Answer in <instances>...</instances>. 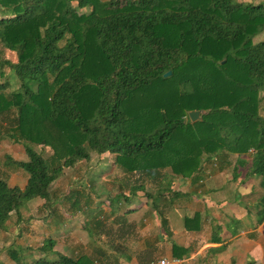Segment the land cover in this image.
<instances>
[{
    "label": "trees",
    "instance_id": "obj_1",
    "mask_svg": "<svg viewBox=\"0 0 264 264\" xmlns=\"http://www.w3.org/2000/svg\"><path fill=\"white\" fill-rule=\"evenodd\" d=\"M0 45L16 54H0V140L27 157L6 155L26 184L0 175V232L30 200L51 204L63 169L92 152L112 157L127 189L109 213L99 202L84 213L87 250L68 254L45 237L26 260L11 241L1 247L11 263L0 264H122L131 253L150 264L137 251L142 223L126 220L133 208L119 199L142 193L155 206L175 193L168 177L193 178L218 157H235L264 192V0H0ZM191 110H202L195 121ZM259 205L262 221L264 193ZM76 213L64 210L62 223ZM186 253L172 242L174 256Z\"/></svg>",
    "mask_w": 264,
    "mask_h": 264
},
{
    "label": "crops",
    "instance_id": "obj_2",
    "mask_svg": "<svg viewBox=\"0 0 264 264\" xmlns=\"http://www.w3.org/2000/svg\"><path fill=\"white\" fill-rule=\"evenodd\" d=\"M213 161L205 162L202 172L193 178L175 177V182L171 177L169 182L175 193L162 196L155 206L147 198L140 201L139 193L131 197L129 207L136 203L129 215L136 221L142 219L140 230L149 226L148 235H140L139 251H146L147 239L152 238L154 249L159 252V258L152 261L174 256V242L187 250L186 255L178 256L181 264H264V219L258 220L259 199L264 193L259 186L260 177H246L243 166L235 170L233 156ZM194 215L197 217L185 224V218ZM149 219H154V234ZM136 254L131 253L130 258L123 255L122 264H141Z\"/></svg>",
    "mask_w": 264,
    "mask_h": 264
},
{
    "label": "rangeland",
    "instance_id": "obj_3",
    "mask_svg": "<svg viewBox=\"0 0 264 264\" xmlns=\"http://www.w3.org/2000/svg\"><path fill=\"white\" fill-rule=\"evenodd\" d=\"M242 1H252L257 3L259 0ZM0 54L6 56L11 61H16L15 52L3 49L1 45ZM13 79L14 78H12V89L16 88L19 84L16 79ZM32 146L37 151L41 150L40 145L32 144ZM42 154L44 156H49L51 150L44 147ZM6 155H11L16 159L26 160L27 157L24 154L22 144L13 143L8 139L0 140V175L7 179L9 185L16 183L23 187L25 185L24 183H26L25 172L19 169H14L12 166L5 164ZM168 178L170 179L171 177ZM121 179H125L124 174L114 163L112 157L106 154H102L100 159L96 152H92L89 160L78 161L71 167H65L62 175L51 185V204H44V199L41 198L30 200L27 206L21 209V215L24 219L18 224L15 223L17 214L14 212L11 213L9 220L6 223V230L0 232V259L5 262L9 260L11 263L8 254H6L1 247L6 246L9 242L13 241L18 244L19 248H23V254H25L26 260H30L32 254L37 253L35 247L40 246L45 237L55 239V248L59 251L63 250L68 254H78L80 251L87 250L89 248L88 235L81 227V222L84 219L83 215L85 212L90 211V208H92L91 210H96L98 208V202L100 208H102V215L109 213L112 208L110 199H113L112 197H115L119 190L127 193V189L121 190L122 186H120V184L118 187L117 180ZM174 180L177 182V179L174 178ZM227 185L231 186L232 184L227 183ZM257 188H259L258 184ZM253 189L255 190V186ZM139 194H141L140 201L145 200V195L142 193ZM69 196L72 198L71 200H78V203L73 207L70 205V200L67 199ZM139 198L140 197L137 199ZM119 200V205L122 208L130 206L127 201H124V197H121ZM114 201H116V199ZM133 204L131 205L132 208L135 206ZM77 209H80L82 213H76L71 221L67 220L65 223H62V212H64V210L74 212ZM63 218L68 219L69 217L65 215ZM161 218L163 223L164 219L162 216ZM126 220L134 221L135 223L137 222V224L140 222L142 223V219L136 221V218H133L131 215H128ZM151 223V230H153L152 234H154V219L151 220ZM147 225H149V223ZM147 227L149 226H144L141 230V227L139 229L137 228L141 237L148 235L146 233L148 232ZM142 231L145 232V235H142ZM82 245L86 246V248L82 249ZM139 245L140 242L137 245V251H139ZM148 253L149 255L152 254L154 258H159V252L158 250L156 252L154 247L148 248L146 253L141 255V258L144 259V256L146 257Z\"/></svg>",
    "mask_w": 264,
    "mask_h": 264
},
{
    "label": "built area",
    "instance_id": "obj_4",
    "mask_svg": "<svg viewBox=\"0 0 264 264\" xmlns=\"http://www.w3.org/2000/svg\"><path fill=\"white\" fill-rule=\"evenodd\" d=\"M182 258L177 256L162 257L156 261L150 262V264H181Z\"/></svg>",
    "mask_w": 264,
    "mask_h": 264
},
{
    "label": "water",
    "instance_id": "obj_5",
    "mask_svg": "<svg viewBox=\"0 0 264 264\" xmlns=\"http://www.w3.org/2000/svg\"><path fill=\"white\" fill-rule=\"evenodd\" d=\"M170 73V71H167L164 73V76H167ZM202 110H191L189 111L188 115L191 121H195L196 119L199 118L200 113Z\"/></svg>",
    "mask_w": 264,
    "mask_h": 264
}]
</instances>
